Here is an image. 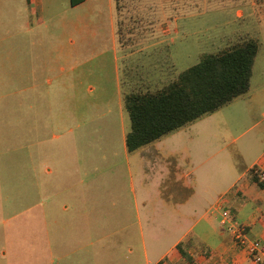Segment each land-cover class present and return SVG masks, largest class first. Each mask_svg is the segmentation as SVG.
Instances as JSON below:
<instances>
[{
    "label": "crops",
    "instance_id": "0c3cea01",
    "mask_svg": "<svg viewBox=\"0 0 264 264\" xmlns=\"http://www.w3.org/2000/svg\"><path fill=\"white\" fill-rule=\"evenodd\" d=\"M101 4L112 56L85 53L95 44L84 41L83 22L46 17L49 10L99 13ZM117 7L116 0H0V148L11 138L16 171L28 176L30 226L40 236L66 238L62 257L77 255L78 264H182L179 242L198 237L211 248V220L202 210L215 218L229 211L264 245V191L248 176L252 167L264 172V150L245 169H233L229 193L218 188L214 195L198 179L191 139L182 145L179 132L128 152ZM55 28L60 37L48 34ZM263 99L264 88L244 97L249 104ZM89 134L98 141L86 147ZM255 139L264 145V135ZM2 192L3 184L4 204Z\"/></svg>",
    "mask_w": 264,
    "mask_h": 264
},
{
    "label": "rangeland",
    "instance_id": "374dc122",
    "mask_svg": "<svg viewBox=\"0 0 264 264\" xmlns=\"http://www.w3.org/2000/svg\"><path fill=\"white\" fill-rule=\"evenodd\" d=\"M116 1L120 6L118 31H121L120 40L126 56L121 74L125 91L162 89L179 73L198 63L203 55L222 51L245 38H253L259 43L249 92L264 88V0ZM60 2L67 3V0ZM65 10L59 14L49 10L46 17L56 19L59 15L62 17L59 21L83 22L89 26L85 29L84 41L95 44L94 48L84 50L85 53L112 56L106 42L109 37L108 11L103 4L99 13H91L86 8ZM173 29L179 31L177 35L172 34ZM163 30L170 32L166 35ZM68 33L75 39L79 37L75 29H69ZM93 33L94 38L90 35ZM48 34L60 37L61 30L50 29ZM122 64L120 61V66ZM125 116L129 128L126 111ZM4 127L10 134L12 124L6 123ZM53 133L61 134L57 130ZM179 134L183 136L182 145L186 139H191L197 176L203 186H207L213 195L218 188H221L220 193L227 194L231 191L233 169H245L253 155L264 150V145L260 146L255 139V136L264 135V99L249 104L242 97L183 128ZM10 139L7 138L0 148V185L3 184L4 197V204L0 203V208L3 206L4 209L0 215V264H78L77 255L70 261L62 257L61 243L66 238L58 232L46 238L39 235L38 228L35 231L30 226L28 176L16 171L14 143ZM97 141V137L89 134L86 147L96 145ZM205 212L200 211V217L204 215L211 220L212 233L206 237L211 248L198 237L183 241L186 244L188 240L192 241L190 251L195 263L234 264L245 259L247 264H254L247 251L220 224V217ZM182 264H187L183 258Z\"/></svg>",
    "mask_w": 264,
    "mask_h": 264
},
{
    "label": "trees",
    "instance_id": "16d2710c",
    "mask_svg": "<svg viewBox=\"0 0 264 264\" xmlns=\"http://www.w3.org/2000/svg\"><path fill=\"white\" fill-rule=\"evenodd\" d=\"M82 1L70 0V3L76 5ZM117 10L119 13V5ZM120 32L117 29L122 44ZM258 49V41L245 38L222 51L203 55L198 63L179 73L162 89L124 91V108L130 120V129L125 136L128 152L179 132L245 97ZM254 168L248 171L250 181L264 191V180ZM191 243L188 240V244L181 241L176 245L181 257L189 264L194 261L188 254Z\"/></svg>",
    "mask_w": 264,
    "mask_h": 264
},
{
    "label": "built area",
    "instance_id": "2783aa9c",
    "mask_svg": "<svg viewBox=\"0 0 264 264\" xmlns=\"http://www.w3.org/2000/svg\"><path fill=\"white\" fill-rule=\"evenodd\" d=\"M261 180H264V172L254 168ZM220 224L227 229L236 239L238 244L247 251L254 264H264V245L258 240H250L245 228L240 226L230 215L229 211L222 210Z\"/></svg>",
    "mask_w": 264,
    "mask_h": 264
}]
</instances>
